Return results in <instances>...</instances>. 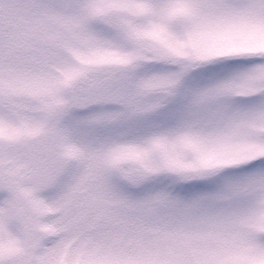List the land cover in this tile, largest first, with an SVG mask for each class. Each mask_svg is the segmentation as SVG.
Instances as JSON below:
<instances>
[{
  "label": "snow or ice",
  "instance_id": "obj_1",
  "mask_svg": "<svg viewBox=\"0 0 264 264\" xmlns=\"http://www.w3.org/2000/svg\"><path fill=\"white\" fill-rule=\"evenodd\" d=\"M0 264H264V0H0Z\"/></svg>",
  "mask_w": 264,
  "mask_h": 264
}]
</instances>
